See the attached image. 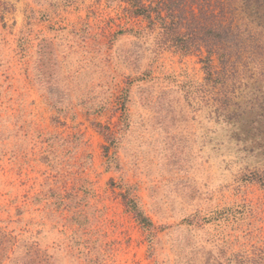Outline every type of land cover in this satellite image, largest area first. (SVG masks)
Here are the masks:
<instances>
[{
    "label": "rangeland",
    "instance_id": "1",
    "mask_svg": "<svg viewBox=\"0 0 264 264\" xmlns=\"http://www.w3.org/2000/svg\"><path fill=\"white\" fill-rule=\"evenodd\" d=\"M129 8L0 0V264H264V28L208 68Z\"/></svg>",
    "mask_w": 264,
    "mask_h": 264
},
{
    "label": "trees",
    "instance_id": "2",
    "mask_svg": "<svg viewBox=\"0 0 264 264\" xmlns=\"http://www.w3.org/2000/svg\"><path fill=\"white\" fill-rule=\"evenodd\" d=\"M125 1L130 4L127 9L130 18L142 17V20L148 21V29L160 30L164 47L174 48L183 54L205 48L208 68H211L214 55H218L221 63L225 64L224 61L227 62L231 56L227 49L241 36V26L234 22L236 10L241 9L244 14L250 11L249 15L253 13L259 19L257 26L264 28V0H238L239 8L232 6L233 0ZM127 203L143 225L151 224L133 200Z\"/></svg>",
    "mask_w": 264,
    "mask_h": 264
}]
</instances>
